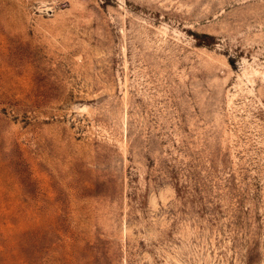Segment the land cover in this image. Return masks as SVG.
<instances>
[{
  "label": "rangeland",
  "instance_id": "1",
  "mask_svg": "<svg viewBox=\"0 0 264 264\" xmlns=\"http://www.w3.org/2000/svg\"><path fill=\"white\" fill-rule=\"evenodd\" d=\"M0 264H264V0H0Z\"/></svg>",
  "mask_w": 264,
  "mask_h": 264
}]
</instances>
